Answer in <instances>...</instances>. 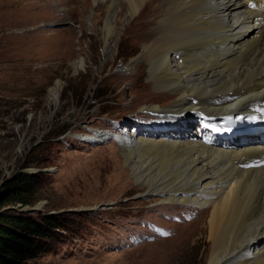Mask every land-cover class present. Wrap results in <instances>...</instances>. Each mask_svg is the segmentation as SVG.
Instances as JSON below:
<instances>
[{"label":"rangeland","instance_id":"rangeland-1","mask_svg":"<svg viewBox=\"0 0 264 264\" xmlns=\"http://www.w3.org/2000/svg\"><path fill=\"white\" fill-rule=\"evenodd\" d=\"M35 1L0 0V188L27 167L43 172L34 202L1 208L75 213L70 230L39 264H208V209L143 196L123 162L108 171L119 154L113 137L76 135L124 120L134 132L156 135L161 129L155 122L162 120L139 111L156 97L147 84L148 66L138 61L126 73L140 48L136 31L125 33L127 14L118 16L116 43L107 56L105 15L90 16L91 0ZM23 3L33 15H4ZM77 56L85 59L80 68L73 64ZM254 114L262 113L247 119ZM186 117L193 114L179 119Z\"/></svg>","mask_w":264,"mask_h":264},{"label":"bare ground","instance_id":"bare-ground-1","mask_svg":"<svg viewBox=\"0 0 264 264\" xmlns=\"http://www.w3.org/2000/svg\"><path fill=\"white\" fill-rule=\"evenodd\" d=\"M248 1L91 0L90 16L105 15L107 56L118 16L127 14L125 33L136 31L140 48L126 73L138 61L148 66L147 84L157 92L139 111L162 121L156 135L132 131L128 120L76 135L113 137L119 154L108 171L123 162L143 196L208 209V264H264V7L249 8ZM4 15L33 14L23 3ZM73 64L84 66V57ZM60 88L52 87L53 100ZM189 112L191 119H179ZM256 112L262 114L247 119ZM208 116H217L208 132L213 142L200 133Z\"/></svg>","mask_w":264,"mask_h":264},{"label":"trees","instance_id":"trees-1","mask_svg":"<svg viewBox=\"0 0 264 264\" xmlns=\"http://www.w3.org/2000/svg\"><path fill=\"white\" fill-rule=\"evenodd\" d=\"M42 172L20 171L0 188V264H39L37 259L54 250L70 230L71 210L1 208L34 202Z\"/></svg>","mask_w":264,"mask_h":264},{"label":"water","instance_id":"water-1","mask_svg":"<svg viewBox=\"0 0 264 264\" xmlns=\"http://www.w3.org/2000/svg\"><path fill=\"white\" fill-rule=\"evenodd\" d=\"M24 170H29V171H37V170H41V169H38V168H25ZM35 208H37V207H32V208H30V209H35Z\"/></svg>","mask_w":264,"mask_h":264}]
</instances>
